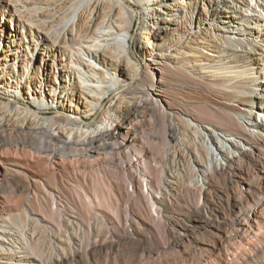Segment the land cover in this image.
<instances>
[{
	"label": "bare ground",
	"instance_id": "bare-ground-1",
	"mask_svg": "<svg viewBox=\"0 0 264 264\" xmlns=\"http://www.w3.org/2000/svg\"><path fill=\"white\" fill-rule=\"evenodd\" d=\"M253 2L0 0V264L82 263L71 208L82 201L71 193L100 185L86 179L93 171L113 192L117 218L138 216L121 208L131 196L151 204L157 238L163 213L182 205L187 222L168 220V235L214 229L215 194L231 212L246 203L242 215H256L264 204L253 195L264 190V46L248 25L261 13L243 8L260 12L264 0ZM6 146L27 147L54 167H23ZM143 223L150 237L118 224L90 255L110 251L139 264L154 234Z\"/></svg>",
	"mask_w": 264,
	"mask_h": 264
},
{
	"label": "rangeland",
	"instance_id": "rangeland-1",
	"mask_svg": "<svg viewBox=\"0 0 264 264\" xmlns=\"http://www.w3.org/2000/svg\"><path fill=\"white\" fill-rule=\"evenodd\" d=\"M253 3L255 4V0ZM250 4L251 7L249 6V8H254V4ZM240 5L241 4L238 6ZM242 6L243 5L240 7ZM261 8L263 11L261 9L259 10L260 12H253L252 9L243 8L244 10H247V12H244V15H252V13L253 15H257L258 13H261V17L262 15L264 17V13H262L264 12V7ZM256 10H258V8ZM238 16L242 17V15ZM251 17L253 18H250L249 20L244 17L243 22L248 20L249 26L256 27L257 30H255V38L259 43L261 42L259 45L264 46V19L263 17ZM236 25L237 24H235L234 27H236ZM241 29H244V27H241ZM140 30L141 28L139 27L138 23H136L133 29V36L139 34ZM263 58L264 57L262 55L260 59ZM260 63L263 66H261V68L263 69L264 73V60ZM250 68L252 69V66ZM252 72L254 77L255 70ZM255 77L259 76L255 75ZM107 103L108 99L105 100L104 107H106ZM3 152L9 154L15 161L21 163L23 167H31L32 165H36L38 163L43 168L52 169L54 167L53 163L49 164L42 161L41 154L36 153L27 147H18L15 149L14 147L12 148L6 146ZM59 163L75 167L74 162H71L70 160H60ZM86 179L91 182L92 180L93 182L95 181V185H100H97L96 188L95 186L81 188L84 190H81L80 188H74L72 191L73 194L71 193L73 197L78 195L80 198L79 202L82 201V203H80L81 205L71 204V208L75 212L74 216H76L77 219L76 222H78V226L79 228L81 227L80 230L82 231H80V240H82L83 259L82 263L79 264H134L132 261L124 263V261H121V257L118 256V254L115 252L111 253L110 251H105L101 255L92 258L88 250L91 248L93 241L98 236L107 240L112 233H115L118 224H120V226L123 228L125 227V229L137 227L143 232L145 237H150L151 235L148 234V232L143 231V227L145 226L143 222H147L151 225L154 234L152 235L153 239H151L150 245L152 250L146 253L144 256H142V254H138V259L140 260L139 264H264L263 203L259 204L257 207L258 211L256 215H254L252 218H248L247 215H242L240 211L241 209L246 211L250 208V205L242 203L241 206L238 207L239 209L237 208L235 211L231 212L225 200H223V198H221L219 195L215 194L213 195L214 205L211 209H209V214L216 225L214 229L205 230L203 228H197L194 229L195 231L193 230V234L190 235V237H176L177 240L175 237L173 238L168 235V233H166V229L164 228L168 220L178 223L179 225L186 224L187 222L183 212L188 208V205H182L181 210H179V208H174L172 209V212L169 210L163 213V237L157 238L158 235L156 233L159 231L162 233V224L161 221L156 218L157 214L149 202H142L137 200L135 196H131L121 208H127L128 210L130 209L138 216L134 217L131 214L124 213L117 218L115 216L116 214H112L115 213L114 209L116 208L114 194L111 189H109V186L104 184L105 181L101 180L103 179L101 174H98L97 171H93L86 174ZM101 181H104L103 185L101 184ZM94 195L96 197L101 196L99 198L97 197L101 202L99 200V203L98 201L95 202L97 198L94 199ZM253 195L254 197L263 196L264 190H255ZM83 196H88L89 200L88 197L86 199L85 197L83 198ZM78 197L76 196V198ZM4 200L5 197L1 198V201ZM250 204H253L252 201ZM38 206L41 209V215L53 225H57L59 219L58 215L55 212L50 214L51 211L48 210L49 207L45 205L41 204ZM151 213L153 214V217L151 216ZM116 219H118V221ZM160 226L161 228H159ZM98 233L100 235H98ZM157 246H161L160 250H156ZM143 257L146 258L144 259Z\"/></svg>",
	"mask_w": 264,
	"mask_h": 264
}]
</instances>
